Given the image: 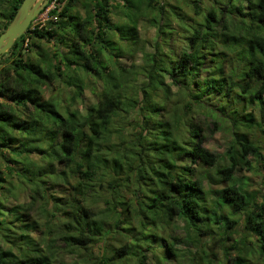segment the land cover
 <instances>
[{"label": "trees", "instance_id": "trees-1", "mask_svg": "<svg viewBox=\"0 0 264 264\" xmlns=\"http://www.w3.org/2000/svg\"><path fill=\"white\" fill-rule=\"evenodd\" d=\"M21 2L0 0V33ZM51 4L0 59V188L30 170L33 157L75 170L77 186L106 183L108 229L81 193L73 200L79 228L60 236L87 249L112 228L124 231L99 264L114 256L122 264H264V190L236 174L264 165V0H186L170 10L160 0H50L45 10ZM141 22L155 38L149 51L140 47L141 64L123 70L117 60L139 48ZM40 40L62 48L24 57ZM54 84L65 90L64 107L44 98ZM85 89L96 96L91 104H83ZM201 112L213 129L226 123L232 141L222 155L203 145ZM5 202L0 264H52L59 253L39 249L31 207ZM213 247L221 259L206 253Z\"/></svg>", "mask_w": 264, "mask_h": 264}, {"label": "rangeland", "instance_id": "rangeland-1", "mask_svg": "<svg viewBox=\"0 0 264 264\" xmlns=\"http://www.w3.org/2000/svg\"><path fill=\"white\" fill-rule=\"evenodd\" d=\"M163 3L165 9L170 10V6H180L184 8L186 0H160ZM77 7V6H76ZM53 8V5H49L45 11H43L35 20L34 24L43 23L47 18V12ZM73 16H76L77 11L73 8L70 12ZM82 14V13H81ZM111 21H118L116 14H111ZM139 43L137 44L138 49L133 55L124 53L118 60L117 66H121L123 70H133L132 66H137L141 64L143 58V52L140 47L144 46L146 51H149L150 43L155 38V30L148 26L147 23L141 22L138 28ZM113 40H118L114 37ZM34 47L37 53L33 51H24V57L27 56L30 59H35L39 55L50 54L53 50L62 48L59 42L55 40H50L45 42L44 40L35 41ZM25 47V44H24ZM4 58V57H3ZM2 59V58H1ZM6 59V58H5ZM4 59V60H5ZM1 61L2 63H4ZM116 70V74H119V68L115 66H109L108 69ZM80 76L84 74L80 73ZM60 85V84H59ZM95 91L99 92L101 86H95ZM62 86L55 85L52 89L45 92L44 98L53 97L59 101V104L64 107L66 102L64 101L66 94ZM95 95L90 89H85L83 93V104H91L95 101ZM78 107L83 110L84 106L78 104ZM197 108V107H195ZM198 109V108H197ZM195 109V110H197ZM201 118H203L208 131H206L205 139L203 145L208 150L213 153L222 155L226 148L232 141V136L226 128V123H221L220 120L217 123L218 130L213 129L211 121L205 117V114L201 112ZM39 136V135H38ZM262 152V151H261ZM51 152H49L50 154ZM51 155V154H50ZM34 161L31 165L30 170L24 167V171L14 173V177L6 178L7 182L2 183L0 188V197L6 202V206L12 205H24L31 207V218L36 223V229L34 233V238L39 244L40 250H45L47 255L50 256L53 251L56 250L59 254L55 257V261L52 264H59L60 261L63 264H99V258H102L107 253L110 256L109 250L112 247L119 248L120 236L124 234V231L120 229L111 230L110 234L106 239L96 240L93 245L87 247V249H78L74 247L66 246L60 240V236L63 232L73 231L74 228H79L78 223L80 219L77 217L79 213L75 210L77 203H73L75 198H80L81 193L87 198V206L93 207L94 221L99 223L100 221L105 224V228L112 223L109 217H105L103 212L107 209L105 205V200L110 198L109 187H106V183H103L102 187H99L97 182L90 179L84 178L80 181L82 185L77 186L76 183L79 181V175L75 172H70L62 163L53 162V165L47 167L45 159L43 158H32ZM252 160V158H250ZM262 163V162H261ZM253 164V163H252ZM254 171L247 170L245 167L240 169L236 174L242 178H247V182L250 189H258L260 191L264 190V165L253 164ZM3 168V166H2ZM4 170V168H3ZM26 170L31 171L26 172ZM22 171V170H21ZM38 173V176H36ZM28 174L31 175L30 181L27 178ZM51 176V177H50ZM113 178H117L115 173H111ZM119 178H122L119 176ZM27 183H37V185ZM6 188V189H3ZM37 188V193L33 190ZM117 190V188H116ZM117 209H121L123 206L117 202L114 205ZM10 219H6L9 221ZM89 229L94 232L91 224V219L86 221ZM16 223L9 222V227L12 230L15 228ZM236 237V236H234ZM230 242H226L228 246ZM180 248L182 250H191L194 252V247L191 244H185L183 241L180 243ZM206 253L211 257V254H215L218 258L222 255V252L218 248L206 249ZM59 255V256H58ZM202 257V256H201ZM200 257V258H201ZM221 259V258H220ZM124 258H114L110 261L114 264H122ZM127 264H130L128 262ZM187 264H195L192 260ZM197 264H206V262L201 261ZM212 264H218L212 263Z\"/></svg>", "mask_w": 264, "mask_h": 264}, {"label": "water", "instance_id": "water-1", "mask_svg": "<svg viewBox=\"0 0 264 264\" xmlns=\"http://www.w3.org/2000/svg\"><path fill=\"white\" fill-rule=\"evenodd\" d=\"M50 0H22L6 29L0 33V59L43 12Z\"/></svg>", "mask_w": 264, "mask_h": 264}]
</instances>
